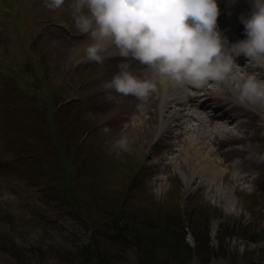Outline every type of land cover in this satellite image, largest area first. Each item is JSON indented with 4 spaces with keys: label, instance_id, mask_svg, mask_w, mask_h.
<instances>
[{
    "label": "rangeland",
    "instance_id": "rangeland-1",
    "mask_svg": "<svg viewBox=\"0 0 264 264\" xmlns=\"http://www.w3.org/2000/svg\"><path fill=\"white\" fill-rule=\"evenodd\" d=\"M71 5L0 0V131L7 136L0 145V264H78L77 250L110 253L112 264H177L188 255L183 264H264V193L247 187L246 196L220 200L197 190L200 179L188 193L192 165L157 167L172 158L162 144L149 149L150 166L130 184L138 154L131 147V156H121L113 131L134 134V113L150 98L118 92L108 99L104 84L120 60L82 63L89 43ZM263 134L249 131L240 147L257 162L244 161L245 168L264 182ZM144 220L156 227L140 232L136 222ZM125 229L131 240L135 231L145 235V247L118 239Z\"/></svg>",
    "mask_w": 264,
    "mask_h": 264
},
{
    "label": "clouds",
    "instance_id": "clouds-1",
    "mask_svg": "<svg viewBox=\"0 0 264 264\" xmlns=\"http://www.w3.org/2000/svg\"><path fill=\"white\" fill-rule=\"evenodd\" d=\"M65 0H45L57 9ZM250 15H241L245 37L229 40L220 28L219 0H72L76 27L87 33V57L103 64L111 51L124 58L106 89L147 100L157 87L154 77L166 76L179 86L203 87L210 82L237 81V58L264 65V0H250ZM152 70L135 73L132 61ZM241 104L264 103V79L256 73L236 83ZM127 149L128 138L118 141Z\"/></svg>",
    "mask_w": 264,
    "mask_h": 264
},
{
    "label": "bare ground",
    "instance_id": "bare-ground-1",
    "mask_svg": "<svg viewBox=\"0 0 264 264\" xmlns=\"http://www.w3.org/2000/svg\"><path fill=\"white\" fill-rule=\"evenodd\" d=\"M84 37L85 44L92 42L87 33ZM114 48V45H109L110 51L105 54V60L113 61L115 57L124 59L111 51ZM244 60L247 58L243 55L238 59L237 62L240 64L236 70L238 79L233 82H210L203 87L179 86L166 76L157 75L154 77L157 84L156 89L151 92L148 97L150 99L134 113L138 117H135L133 122H139V126H135L137 130L134 134L128 135L125 131H113V141L118 147L117 150H121V156H131L132 153L129 151L131 147H134L138 154V161H134L133 164L134 174L130 179V184L136 185L138 174L146 172V167L150 166L149 149H153L167 140L160 147L167 149L172 158L167 161L162 159L157 167L165 165L170 168L175 163L183 164L185 162L191 164L193 170L187 172L184 178L185 191H188L189 187L200 179L201 184L197 190H207L210 195L216 196L220 200L231 195L246 196L249 193L258 192L256 185L260 181V176H255L253 170L245 168L247 165L243 155L246 149L241 148L240 144L244 145L249 140V131H264V103L241 104L238 100L236 83L246 78L249 73H256L258 78L264 79V65H257L250 61L245 63ZM90 62L95 61L88 57L82 61L83 64ZM133 64L140 65L137 61ZM133 70L136 74L141 73L152 77L150 68ZM91 79L94 78L88 76L89 82ZM108 91L109 100L113 99L116 93L119 94L113 89ZM90 95L86 97H90ZM135 99L141 101L137 97ZM204 103L210 104L211 107H218L219 116L216 120L210 118ZM128 105L133 107L132 104ZM147 122H152L153 128ZM206 123H209V128ZM173 127L177 129L178 133L176 140L170 141L174 138ZM240 132L247 135L243 137L244 135L241 136ZM122 136H126L132 142V144H128L127 149L121 148L117 143ZM182 136L185 137L178 140ZM206 137L211 144L216 146L215 151L221 155L220 160L215 156L211 157L216 153L214 148L205 142ZM180 144L183 145L182 148ZM224 145L231 146V148L228 147L229 155L219 153ZM183 156L186 160H182ZM231 161L233 164H230ZM221 165H224L223 169H221ZM225 166L228 168L227 170H224ZM237 170L241 173L240 176H234L235 172H238ZM218 172L221 173L218 175ZM157 178L162 179L161 176H157ZM220 181L230 186L231 189H225L226 187L219 184ZM247 187H251L252 192L247 193Z\"/></svg>",
    "mask_w": 264,
    "mask_h": 264
},
{
    "label": "trees",
    "instance_id": "trees-1",
    "mask_svg": "<svg viewBox=\"0 0 264 264\" xmlns=\"http://www.w3.org/2000/svg\"><path fill=\"white\" fill-rule=\"evenodd\" d=\"M6 136V134H4V131H0V140L3 139L4 137ZM17 138H20V136L17 134ZM15 150H18V146H14L13 147ZM137 226H139L138 228L140 232H142L141 230H148V231H152L154 227V223L151 224V222L149 221H140V222H136ZM143 226V227H142ZM146 226V227H144ZM149 226V227H147ZM178 229L180 230H183L184 231V227H182V225H180L178 227ZM126 230L128 229H125L122 233L124 234V236L126 238H124V236L122 234H120L118 236V239L122 240L124 243H126V245H134L135 244V240H137V244L142 246V247H145V242L144 241H147L145 235H142V236H136L137 233H139V231H135L133 232L134 233V236L136 237L135 240L133 238V240L130 239V236L129 234L126 233ZM143 233V232H142ZM198 249V247H197ZM89 250V249H88ZM97 250V249H96ZM90 251V250H89ZM197 251V250H196ZM199 251V250H198ZM77 254L78 256L80 255V257L78 258L77 260V263L78 264H112L111 263V260L113 261V259H111V257H113L114 255L108 253V254H104L102 252H99V253H93L91 251V253L88 255V254H85L84 252H80L77 250ZM191 258H189V255L187 256V258H184V259H181L177 262V264H183V263H186L188 261H190ZM203 261V260H202ZM155 262V261H154ZM154 264H158L157 262H155Z\"/></svg>",
    "mask_w": 264,
    "mask_h": 264
}]
</instances>
